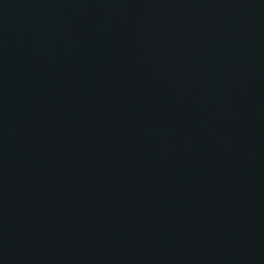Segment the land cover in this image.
Masks as SVG:
<instances>
[{
  "label": "water",
  "instance_id": "water-1",
  "mask_svg": "<svg viewBox=\"0 0 264 264\" xmlns=\"http://www.w3.org/2000/svg\"><path fill=\"white\" fill-rule=\"evenodd\" d=\"M0 264H264V0H0Z\"/></svg>",
  "mask_w": 264,
  "mask_h": 264
}]
</instances>
